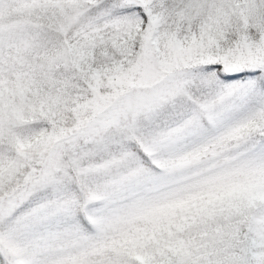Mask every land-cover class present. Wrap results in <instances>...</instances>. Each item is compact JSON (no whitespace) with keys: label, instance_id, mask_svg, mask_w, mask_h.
<instances>
[{"label":"snow or ice","instance_id":"snow-or-ice-1","mask_svg":"<svg viewBox=\"0 0 264 264\" xmlns=\"http://www.w3.org/2000/svg\"><path fill=\"white\" fill-rule=\"evenodd\" d=\"M0 264H264V0H0Z\"/></svg>","mask_w":264,"mask_h":264}]
</instances>
